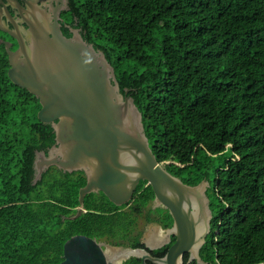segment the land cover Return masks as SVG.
<instances>
[{
  "label": "trees",
  "instance_id": "obj_1",
  "mask_svg": "<svg viewBox=\"0 0 264 264\" xmlns=\"http://www.w3.org/2000/svg\"><path fill=\"white\" fill-rule=\"evenodd\" d=\"M62 17L104 54L157 161L186 184L207 182L209 232L189 264H264V0H67ZM8 68L0 44V264H58L77 234L146 249L139 217L172 224L150 209L146 181L119 207L87 194L75 219L83 172L34 181L35 152L55 136Z\"/></svg>",
  "mask_w": 264,
  "mask_h": 264
},
{
  "label": "water",
  "instance_id": "obj_2",
  "mask_svg": "<svg viewBox=\"0 0 264 264\" xmlns=\"http://www.w3.org/2000/svg\"><path fill=\"white\" fill-rule=\"evenodd\" d=\"M28 8L23 17L28 45L8 14L14 28H6L0 21V31L13 38L17 48L12 50V43L3 39L0 44L7 54L8 78L38 99L37 118L50 124L55 136L48 153L35 152L34 181L49 166L64 172L82 171L86 182L79 188L72 219L86 211L87 194L101 192L119 207L132 201L139 182L146 181L156 207L167 211L172 224L159 241L151 243L147 237L145 247L161 248L171 234L174 241L161 257L141 248H125L126 253L139 258V264H184V254L189 255L186 264L201 263L199 249L211 218L207 182L186 184L157 161L144 134L141 114L132 98L119 93L104 54L83 40L79 29H70V37L63 35L59 23L62 6L50 5L51 11H39L40 15L29 2ZM102 245L94 238L73 235L64 242L58 264H120L110 259Z\"/></svg>",
  "mask_w": 264,
  "mask_h": 264
},
{
  "label": "flooded vegetation",
  "instance_id": "obj_3",
  "mask_svg": "<svg viewBox=\"0 0 264 264\" xmlns=\"http://www.w3.org/2000/svg\"><path fill=\"white\" fill-rule=\"evenodd\" d=\"M28 2L30 3L31 7L34 8V12H35L36 15H40L39 11H42V10H45V12L51 11L50 5H53V6L54 5L55 6L56 5H60V6H62L61 11H59V16H60L59 23L61 25V31H62L63 35H65L66 37H70L71 36V34L68 33V32L72 28H71L70 24H67V22L64 21V19L62 17L63 16V11L67 9V1L66 0H65V5H63L64 3L61 0H0V21L3 24V26H5L6 28L12 30L14 27H13V25H12V23L10 21L12 20L13 22H16L19 25L20 33L23 35V37H24V39L26 41V44L28 45L29 40H28V36L26 34V26L24 25V22H23V17L26 16V13H27V11L29 9L28 8ZM7 14L10 16L11 20L7 17ZM29 18H31V16H29ZM2 33H3L4 36L1 35L0 39H3L4 41L11 42L12 43L11 49L15 50L17 48L16 41L13 38H11L7 33L6 34H5V32H2ZM51 147L52 146H50L46 150V153H48L50 151ZM51 168H55L56 170H61V169H57L55 166H49V167L45 168L44 171H46L47 169H51ZM62 172H64V171H62ZM73 172H75V174L82 173V171H73ZM82 174H84V173H82ZM98 193H100V192H98ZM149 207L152 210H156L157 209V212H160L161 209H163L162 207H158V206L156 207L155 202L153 201V199L150 201ZM124 208L127 209V207H124ZM159 208H161V209H159ZM144 225L147 226V227H148V225H152V227L156 226L155 228H159L160 230H162V232H163L162 234H164V235L167 232L166 230L169 229V228H163L159 224V222H157V221H146L145 219H144ZM143 233L144 232H142V235H141V242L145 245V241L146 240L142 241V238L145 237V235ZM154 233H156V232H154ZM159 235L160 234L155 235L154 237L153 236L152 237H148V241L149 242H151V241L155 242L154 239H159ZM169 238H170V241L174 239L172 234L170 235ZM145 239H146V237H145ZM96 240L99 243L103 244L102 246H103L104 250L107 252V254L110 257V259L119 261L120 264H124V262L127 261V259H129V258H137V257L132 256L131 254L126 253V251H125L126 247L125 248L120 247L121 249H118L117 247H119V246H113V245L109 244L105 240H102V239H100V240L96 239ZM170 241L168 243H170ZM153 242H151V243H153ZM168 243H166L165 245H167ZM146 249H147V251L149 250L148 252L152 256L159 257V256H156V255L152 254L153 250H150L147 247H146ZM116 251L117 252L118 251L122 252L121 256L114 255L113 253L116 252ZM188 257H189V255H188ZM137 259H139V258H137ZM147 262H146V264H147Z\"/></svg>",
  "mask_w": 264,
  "mask_h": 264
},
{
  "label": "rangeland",
  "instance_id": "obj_4",
  "mask_svg": "<svg viewBox=\"0 0 264 264\" xmlns=\"http://www.w3.org/2000/svg\"><path fill=\"white\" fill-rule=\"evenodd\" d=\"M67 18L69 19V16L67 15ZM6 34V33H5ZM1 35H3V33L2 32H0V36ZM4 36V35H3ZM138 222H139V224H138V226L139 227H141L142 228V230H143V234L145 235V237H146V239H145V237H143L142 238V241H145V240H147V237H154L155 235H158V234H162L163 232H162V230H160L159 228H155V227H152V225H148V227L147 226H145L144 225V219H143V216L142 217H139L138 218ZM154 232H156V233H154ZM116 261V260H115ZM116 262H119V261H116Z\"/></svg>",
  "mask_w": 264,
  "mask_h": 264
},
{
  "label": "bare ground",
  "instance_id": "obj_5",
  "mask_svg": "<svg viewBox=\"0 0 264 264\" xmlns=\"http://www.w3.org/2000/svg\"><path fill=\"white\" fill-rule=\"evenodd\" d=\"M161 238H162V235L160 234V235H159V239H154V240H155V242H156V241H159ZM151 242H153V241H151ZM123 247H124V246H123ZM118 249H119V248H118ZM111 251H112V250H111ZM120 251H121V250H120ZM121 253H122V252H119V251L117 252V251H116V252H114L113 254H114V255H117V256H121ZM116 258H117V257H116ZM122 258H123V257H122Z\"/></svg>",
  "mask_w": 264,
  "mask_h": 264
},
{
  "label": "built area",
  "instance_id": "obj_6",
  "mask_svg": "<svg viewBox=\"0 0 264 264\" xmlns=\"http://www.w3.org/2000/svg\"><path fill=\"white\" fill-rule=\"evenodd\" d=\"M148 184V183H147ZM147 184H144V186H146Z\"/></svg>",
  "mask_w": 264,
  "mask_h": 264
},
{
  "label": "clouds",
  "instance_id": "obj_7",
  "mask_svg": "<svg viewBox=\"0 0 264 264\" xmlns=\"http://www.w3.org/2000/svg\"><path fill=\"white\" fill-rule=\"evenodd\" d=\"M211 219V218H210Z\"/></svg>",
  "mask_w": 264,
  "mask_h": 264
}]
</instances>
